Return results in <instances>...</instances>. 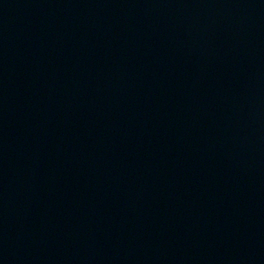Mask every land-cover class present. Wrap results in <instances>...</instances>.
Masks as SVG:
<instances>
[{
	"label": "water",
	"instance_id": "water-1",
	"mask_svg": "<svg viewBox=\"0 0 264 264\" xmlns=\"http://www.w3.org/2000/svg\"><path fill=\"white\" fill-rule=\"evenodd\" d=\"M0 264H264V0H0Z\"/></svg>",
	"mask_w": 264,
	"mask_h": 264
}]
</instances>
